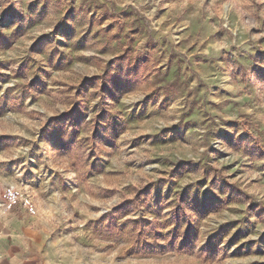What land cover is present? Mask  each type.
I'll return each instance as SVG.
<instances>
[{
  "label": "rangeland",
  "instance_id": "rangeland-1",
  "mask_svg": "<svg viewBox=\"0 0 264 264\" xmlns=\"http://www.w3.org/2000/svg\"><path fill=\"white\" fill-rule=\"evenodd\" d=\"M28 231L61 264H264V0H0V256Z\"/></svg>",
  "mask_w": 264,
  "mask_h": 264
},
{
  "label": "crops",
  "instance_id": "crops-1",
  "mask_svg": "<svg viewBox=\"0 0 264 264\" xmlns=\"http://www.w3.org/2000/svg\"><path fill=\"white\" fill-rule=\"evenodd\" d=\"M15 237L20 239L21 236L15 235ZM23 241L27 246L12 254H2L0 264H61L60 257L52 256L44 251L42 236L38 232L28 231Z\"/></svg>",
  "mask_w": 264,
  "mask_h": 264
},
{
  "label": "built area",
  "instance_id": "built-area-1",
  "mask_svg": "<svg viewBox=\"0 0 264 264\" xmlns=\"http://www.w3.org/2000/svg\"><path fill=\"white\" fill-rule=\"evenodd\" d=\"M21 204L30 214L35 213V208L28 198L16 186H8L2 193V207L5 210H11L15 205Z\"/></svg>",
  "mask_w": 264,
  "mask_h": 264
}]
</instances>
